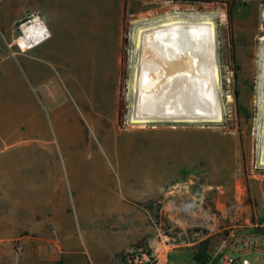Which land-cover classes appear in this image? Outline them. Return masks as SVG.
<instances>
[{
  "label": "crops",
  "instance_id": "crops-1",
  "mask_svg": "<svg viewBox=\"0 0 264 264\" xmlns=\"http://www.w3.org/2000/svg\"><path fill=\"white\" fill-rule=\"evenodd\" d=\"M30 13L44 17L50 37L17 54L7 45ZM124 16L125 0H0V264H121L152 229L154 201L174 174L144 198L111 199L108 174L79 165L68 133L57 149L42 116L61 110L56 121L72 126L69 94L84 125H118ZM74 223L85 225L81 236Z\"/></svg>",
  "mask_w": 264,
  "mask_h": 264
},
{
  "label": "rangeland",
  "instance_id": "rangeland-1",
  "mask_svg": "<svg viewBox=\"0 0 264 264\" xmlns=\"http://www.w3.org/2000/svg\"><path fill=\"white\" fill-rule=\"evenodd\" d=\"M228 8L232 15L234 66L228 57ZM263 8L264 0H128L118 125L105 118L99 124L84 125L74 95L63 97L74 119L70 127L56 121L64 117L63 111H51L46 106L43 109L46 139L53 140L60 149L61 135L68 133L76 145L79 165L100 168L108 174L105 186L111 199L144 198L147 188L174 174L154 201L155 217H159L161 207V214L169 215L168 201L177 206L194 202L199 211L179 220L163 219L161 227L156 222L157 228L173 227L186 234L183 240L187 245L170 247L161 264H197L192 258L196 253L203 254L204 264L226 252L236 255L237 244L228 237L230 231L254 236L253 251L245 258L251 264H264V165L260 163ZM201 17L211 18L216 25L222 122L131 124L137 29L169 18ZM227 96L232 97V102H227ZM1 117L0 113V120ZM129 127L147 128L139 131ZM204 212L213 220L205 218ZM149 223L152 229L135 245L156 235L155 225ZM74 225L81 236L85 225Z\"/></svg>",
  "mask_w": 264,
  "mask_h": 264
},
{
  "label": "bare ground",
  "instance_id": "bare-ground-1",
  "mask_svg": "<svg viewBox=\"0 0 264 264\" xmlns=\"http://www.w3.org/2000/svg\"><path fill=\"white\" fill-rule=\"evenodd\" d=\"M129 121L220 123L223 120L217 33L211 18H169L140 27ZM227 96V102H232ZM260 163L264 165V73L261 101ZM194 202L184 208L193 209Z\"/></svg>",
  "mask_w": 264,
  "mask_h": 264
},
{
  "label": "built area",
  "instance_id": "built-area-1",
  "mask_svg": "<svg viewBox=\"0 0 264 264\" xmlns=\"http://www.w3.org/2000/svg\"><path fill=\"white\" fill-rule=\"evenodd\" d=\"M49 37L50 33L44 17L40 13H30L16 24L15 37L7 46L10 49L15 48L17 54H21L38 47L47 41ZM185 205L177 206L174 202L168 201L166 208H169V215L161 214L164 210V207H161L159 217L152 216L150 218V221L155 225L156 235L139 245H132L125 249L121 254V264H161L162 260L166 259L170 247L186 246L187 244L183 240L186 234L183 231L177 232L173 227L162 230L157 228L156 225V222L159 221V226L161 227L163 219L179 220L184 216H191L199 211L196 205L191 210L185 209ZM203 215L208 220H213V216L209 213L204 212ZM228 237L234 245L237 244V249L235 250L237 254L226 252L221 254L216 260L205 264H251L245 258V255L253 251L252 245L256 238L252 235H237L235 231H230ZM256 253L259 254L260 252ZM261 253L264 254V252Z\"/></svg>",
  "mask_w": 264,
  "mask_h": 264
},
{
  "label": "trees",
  "instance_id": "trees-1",
  "mask_svg": "<svg viewBox=\"0 0 264 264\" xmlns=\"http://www.w3.org/2000/svg\"><path fill=\"white\" fill-rule=\"evenodd\" d=\"M128 0H125V5L127 3ZM233 3V1L231 2V4ZM227 20H228V44H229V60L231 61V63L234 66V57H235V52H234V42H233V38H232V28H231V21H232V15H231V8L227 9ZM125 41L126 38L124 37V44H123V56H124V52H125ZM120 111H121V105H120ZM192 258L194 259V261L197 264H204V259H203V254L202 253H196L192 255Z\"/></svg>",
  "mask_w": 264,
  "mask_h": 264
},
{
  "label": "water",
  "instance_id": "water-1",
  "mask_svg": "<svg viewBox=\"0 0 264 264\" xmlns=\"http://www.w3.org/2000/svg\"><path fill=\"white\" fill-rule=\"evenodd\" d=\"M261 21L264 22V8H263L262 11H261Z\"/></svg>",
  "mask_w": 264,
  "mask_h": 264
}]
</instances>
